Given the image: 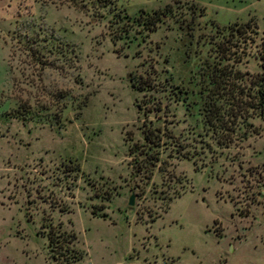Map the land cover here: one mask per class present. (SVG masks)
Listing matches in <instances>:
<instances>
[{"label": "rangeland", "instance_id": "obj_1", "mask_svg": "<svg viewBox=\"0 0 264 264\" xmlns=\"http://www.w3.org/2000/svg\"><path fill=\"white\" fill-rule=\"evenodd\" d=\"M112 3L0 0V264H264V120L200 110L211 65L264 75V0Z\"/></svg>", "mask_w": 264, "mask_h": 264}, {"label": "trees", "instance_id": "obj_2", "mask_svg": "<svg viewBox=\"0 0 264 264\" xmlns=\"http://www.w3.org/2000/svg\"><path fill=\"white\" fill-rule=\"evenodd\" d=\"M104 3H107L109 8L114 9V5L112 0H102ZM160 12L157 10L152 11V13L148 14L141 20V25L147 30H151L155 27V23L159 20ZM247 22H243L241 24H236L233 22V31L240 32L242 27H245ZM240 28V29H239ZM218 53V58H222L223 54L220 55ZM222 53L224 52V48H222ZM208 70V71H207ZM204 73L203 79L206 80L205 83L208 84L207 87H203L205 90L204 100L201 104V114H202V123L209 128L214 136H217L216 139L218 143L223 141L222 139L226 138L230 140L231 136V128L235 123V120L240 117L255 115L260 119L264 120V75L261 72H255L253 74H249L245 71H237L231 70L230 66H226V64H221L218 68L210 66ZM245 76V82H243L242 76ZM149 80L145 78H141L137 76L135 81H132L131 85H133L137 89H142L144 87H149ZM244 90V92H243ZM227 93L226 98V110L224 112L219 111L218 104L215 102L214 94ZM60 96H63L61 94ZM87 97L85 96L80 102L84 105ZM23 107L22 105L18 106L16 109V115L20 116L22 119L24 118H33L35 113L29 111V109H19ZM55 123L58 121V116H55ZM142 145H146V147H150V145H157L159 140L161 139V133L157 126L150 127L149 125L142 127ZM172 137V135H170ZM228 141V140H227ZM173 145V150L180 155H184V151L180 152L181 144L180 142H175V139H171L170 142ZM132 144L128 147L130 148ZM156 153V151H153ZM146 155H150L145 150ZM186 153V152H185ZM153 156V155H152ZM163 163V160L160 161ZM78 168V164H74V169ZM160 170L162 169L159 167ZM261 189L264 192V182L261 184ZM70 235L63 234L57 231L54 227H49L47 231V239L48 246L50 248L57 247L59 249L58 254L62 256L65 255L67 259L74 260L79 258V254L73 249L69 247L71 242ZM73 238V237H72ZM66 242V245L64 244ZM55 252V249H53ZM57 255V254H56ZM61 256V257H62ZM77 256V258H76ZM58 259V255H57ZM60 260V259H59Z\"/></svg>", "mask_w": 264, "mask_h": 264}, {"label": "water", "instance_id": "obj_3", "mask_svg": "<svg viewBox=\"0 0 264 264\" xmlns=\"http://www.w3.org/2000/svg\"><path fill=\"white\" fill-rule=\"evenodd\" d=\"M126 203L129 204V205L132 203V197H131V194H129V195L127 196Z\"/></svg>", "mask_w": 264, "mask_h": 264}]
</instances>
